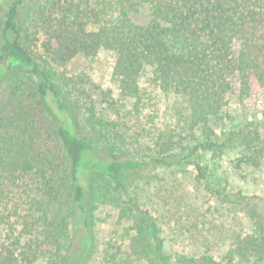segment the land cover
<instances>
[{"label": "trees", "instance_id": "16d2710c", "mask_svg": "<svg viewBox=\"0 0 264 264\" xmlns=\"http://www.w3.org/2000/svg\"><path fill=\"white\" fill-rule=\"evenodd\" d=\"M140 6L150 11L145 23L131 15ZM101 49L115 54L113 76L123 99L140 103V81L148 74L154 88L184 103L188 129L204 137L188 156L202 154L195 166L209 185L212 170L201 159L222 155L227 142L239 150L236 167L261 166L264 108L232 130L227 142L219 141L216 129L230 96L246 105L254 84L264 90V0H0V88L16 78L18 90L24 85L31 106L49 119L35 123L27 104L0 117V264H79L71 224L79 214L88 233L89 192L133 220L123 264L262 263L264 218L257 211L246 210L256 223L252 232L236 233L217 258L166 252L156 217L139 213L131 198L125 202L126 175L168 163L181 141L167 133L145 156L129 155L132 141L120 121L84 103L83 118H72L69 99L84 95L83 79L59 69ZM82 119L90 127L86 134L78 131Z\"/></svg>", "mask_w": 264, "mask_h": 264}, {"label": "rangeland", "instance_id": "374dc122", "mask_svg": "<svg viewBox=\"0 0 264 264\" xmlns=\"http://www.w3.org/2000/svg\"><path fill=\"white\" fill-rule=\"evenodd\" d=\"M138 8L131 13L134 21L147 22L149 9L145 6ZM114 64V52L101 49L94 56L80 55L59 69L68 76L83 79L79 86L84 95L71 94L69 99L72 118L75 121L77 116L83 118L79 104L84 103L93 105L98 115L120 121L121 130L132 141L129 143V155L145 156L153 151L160 135L174 133L175 139L181 142L172 151L169 162L151 163L139 172H129L122 198L126 203L131 198L139 213L149 212L156 217L166 252L192 255L208 252L221 257L231 247L236 233L252 232L255 228V220L246 210L258 212L261 215L257 216L264 218V159L257 169L246 165L238 168L236 158L239 150L227 142L232 130L245 124L246 120H252L255 115L260 116L264 108V90L254 84L246 105H241L233 96L229 97L224 118L216 129L217 138L220 142H227V148L222 155L205 154L201 159V164L212 170V185H209L195 166L202 154L188 156L193 145L204 137L188 129L183 117L184 103L172 94L154 88L149 83L148 74L140 81L143 89L141 102L123 99L113 76ZM15 81L16 78H10L0 88V117L12 115L17 106L23 108L27 104L26 110L33 115L35 123L49 124L45 112L39 106H31L33 98L28 97L25 86L21 85L18 90ZM77 126L83 134L90 130L83 119ZM94 150L100 152L97 146ZM217 189L230 196L218 195ZM238 197L243 200L242 205L237 204ZM85 203L88 206L85 225L88 233L79 214L74 213L71 224L79 264H123L122 261L128 257L130 235L135 231L131 228L132 218H121L120 209L109 201H103L100 194L89 192ZM87 235L92 236V242L88 241ZM132 263L141 264L137 261ZM39 264H45L44 260ZM251 264H264V261Z\"/></svg>", "mask_w": 264, "mask_h": 264}]
</instances>
